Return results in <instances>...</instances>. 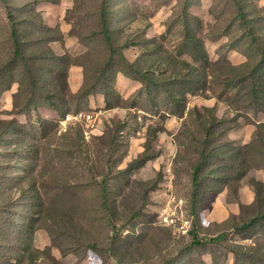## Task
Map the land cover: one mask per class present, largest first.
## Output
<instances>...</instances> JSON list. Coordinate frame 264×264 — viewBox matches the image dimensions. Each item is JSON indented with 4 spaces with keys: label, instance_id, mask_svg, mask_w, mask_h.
I'll return each mask as SVG.
<instances>
[{
    "label": "rangeland",
    "instance_id": "obj_1",
    "mask_svg": "<svg viewBox=\"0 0 264 264\" xmlns=\"http://www.w3.org/2000/svg\"><path fill=\"white\" fill-rule=\"evenodd\" d=\"M55 1H41L37 9L54 29V51L68 52L76 63L67 76L76 92L85 80L82 64L92 76L96 66L90 63L109 55L102 41L86 45L78 36L98 28L102 0ZM113 2L131 10L119 23L120 38L139 30L137 40L147 39L124 51L130 60L143 46H161L166 54L193 61L184 48L181 16L187 14L219 73L247 66L240 74H227L243 83L234 89L209 83L201 96H187L183 115L163 90L141 91L143 83L117 62L115 90L124 103L108 109L105 96L97 93L67 113L62 101L59 110L45 98L32 103L31 90L19 82L20 71L16 78L7 76L0 84V264H236L232 246L238 244L244 246L241 264H264V222L247 231L236 228L264 209V189L259 202L255 185L264 182V158L228 187L208 182L206 190L213 184L215 191L194 200V168L201 161L196 146L205 138L194 110L208 107L224 121L220 143H253L264 113L251 105L249 93L257 78L264 86V72L254 76L257 67L264 68V48L248 38L236 0H192L188 8V0ZM245 2L264 41V0ZM12 52L0 1V59ZM144 151L157 157L129 169ZM102 180L111 187L108 212L102 207ZM222 231L224 239L202 241Z\"/></svg>",
    "mask_w": 264,
    "mask_h": 264
},
{
    "label": "trees",
    "instance_id": "obj_2",
    "mask_svg": "<svg viewBox=\"0 0 264 264\" xmlns=\"http://www.w3.org/2000/svg\"><path fill=\"white\" fill-rule=\"evenodd\" d=\"M0 1L5 8L6 19L9 24V41L13 48V52L8 58L0 59V84L7 76L14 75L16 78L17 73L20 71L19 76L21 78L19 82L22 87L26 84L28 89L31 90L32 103H35L37 97L45 98L53 108L59 110L57 103L62 101L68 111L67 113H71L72 105L80 107L82 102L87 100L89 96L97 93L105 96L108 109L120 107L124 103L115 90V76L112 69L117 62L130 75L132 74L143 83L141 91L144 90L152 95L155 90H163L169 104L176 109L178 114L183 115L182 108L187 102L188 95L201 96L200 92L209 83H222L228 88H238L243 79L240 77L230 78L227 74H240L239 71L247 67L246 65L244 67L231 66L230 73H219L214 68L218 64L210 60L203 39L196 33L197 31L190 29V17L187 14L181 16L185 27L184 48L190 50L193 61L166 54L161 46L154 50H149V48L143 46L142 54L132 61L124 51L139 46L147 39L137 40V38H140L139 30L133 35L130 34L120 38L119 31L122 28L119 23L127 19L131 14V10L127 6L115 4L113 0H102L101 7L96 13L99 20L98 28L89 32L88 35L78 34V36L82 43L86 45H91L96 40L102 41L107 47L109 55L104 62L90 63L96 66L92 76L89 75L88 65L82 64L85 72L84 83L79 90L72 92L69 89L67 76L71 67L76 63L68 52L59 55L54 51L51 46V43L56 40L54 29L44 23L42 14L37 9L41 1L58 2L55 0ZM236 3L239 8L240 19L249 29L248 38L254 44L264 48V41L258 35V18L252 17L254 14L249 12L250 7L245 0H236ZM191 4L192 0H188L185 4L186 8ZM207 70L213 72L208 73ZM263 72L264 68L261 65L257 67L254 76ZM64 83L65 86H63ZM48 84L51 87H48ZM249 96L251 105L264 113V104L261 105L262 100H264V86L258 84V78L252 83ZM194 114L197 116L202 133L205 135L203 140L197 136V139L201 141L199 146H196V152H200L201 161L194 168V200L198 202L203 198H208L209 193L215 191L213 184L209 185V189L206 190L208 182L215 181L222 188L228 187V183L245 178L255 166L258 167L253 161L264 158V123L258 124L260 134L253 143L237 147L233 142L220 143L219 138L226 134V129L224 121L219 119L213 109L208 107L196 108ZM2 137L0 136V139ZM145 151L147 152V147ZM145 151L140 155V158H136L129 164V169L133 168L134 164L144 163L157 157V154L146 155ZM120 172H122V169H120ZM102 181L104 184L102 187V192H104L102 207L104 211L108 212V210H111L112 205L111 187L108 180ZM255 185L260 202V188L264 189V182L256 181ZM242 207L247 206L243 204ZM260 211L251 221L237 225L236 228L240 231H247L264 222V209L261 208ZM230 221L229 219L224 223H218V225ZM87 232L89 231H86L87 235H91ZM225 236L226 231H222L212 239L206 238L202 241H220ZM232 247L237 255L236 264H241L240 254L244 246L238 244Z\"/></svg>",
    "mask_w": 264,
    "mask_h": 264
},
{
    "label": "crops",
    "instance_id": "obj_3",
    "mask_svg": "<svg viewBox=\"0 0 264 264\" xmlns=\"http://www.w3.org/2000/svg\"><path fill=\"white\" fill-rule=\"evenodd\" d=\"M71 87H72V89H74L72 84H71Z\"/></svg>",
    "mask_w": 264,
    "mask_h": 264
}]
</instances>
